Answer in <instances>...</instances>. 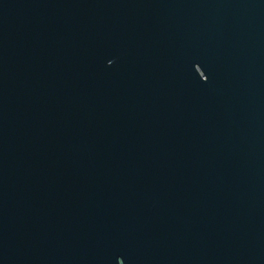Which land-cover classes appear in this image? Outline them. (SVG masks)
<instances>
[{
    "label": "water",
    "instance_id": "obj_1",
    "mask_svg": "<svg viewBox=\"0 0 264 264\" xmlns=\"http://www.w3.org/2000/svg\"><path fill=\"white\" fill-rule=\"evenodd\" d=\"M0 264H264V0H0Z\"/></svg>",
    "mask_w": 264,
    "mask_h": 264
}]
</instances>
